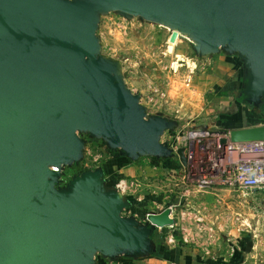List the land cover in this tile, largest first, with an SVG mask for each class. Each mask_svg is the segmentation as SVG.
Instances as JSON below:
<instances>
[{
    "label": "water",
    "instance_id": "1",
    "mask_svg": "<svg viewBox=\"0 0 264 264\" xmlns=\"http://www.w3.org/2000/svg\"><path fill=\"white\" fill-rule=\"evenodd\" d=\"M24 2L0 0V264H97L89 257L69 258L65 247L83 244L111 261L121 255H148L152 231L173 224L169 210L147 216V227L139 231L133 218L132 224L120 218L125 197L103 201V189L86 188L94 182L87 173L79 188L74 187L80 193L75 201L47 196L42 190L47 180L82 156L83 144L69 149L60 122L82 131L87 125L105 129L112 149H125L129 138L132 148L125 153L133 160L145 153L148 158L172 157L159 136L175 129L176 123L103 97L105 82L100 90L69 67L71 45L85 39V32L81 38L83 31L73 26H79L75 13L44 8L37 0ZM113 5L120 15L129 11L142 21L190 37L200 20L205 25L218 23L220 37L234 28L264 35V0H114ZM30 111L34 115L26 113ZM52 116L60 118L54 121ZM229 138L233 143L262 141L264 126L230 131ZM177 155L184 165L183 151Z\"/></svg>",
    "mask_w": 264,
    "mask_h": 264
},
{
    "label": "rangeland",
    "instance_id": "2",
    "mask_svg": "<svg viewBox=\"0 0 264 264\" xmlns=\"http://www.w3.org/2000/svg\"><path fill=\"white\" fill-rule=\"evenodd\" d=\"M12 1L22 5L25 3L24 0ZM37 4L53 10L70 9L71 12L75 13V24L84 26H73L76 27V31H83L79 37L82 38L85 32V39L82 43L79 38L75 45H71L73 54L69 58V67L78 76H84L83 79L98 85L100 90H103L101 85L102 82H105V86H107L103 97L105 96L110 102L123 101L125 106L127 105L132 110H135L136 106L142 108L145 116L164 118L175 122L176 128L173 133L171 135L165 134L163 137V141L167 142L168 145L173 144L174 138L183 128H187L186 132L190 129L214 130L211 125L213 115H208L211 107L210 97L215 85V76L211 73L212 70L209 66L210 60L207 57L199 56L197 51L195 53L193 44H188V39L184 40L177 37L175 40L172 27H170L169 32L161 25L160 27L153 26L155 23H150V21L140 22L138 16L129 11L123 13L121 18L119 12L114 10V0H37ZM174 9L175 6H172L171 12ZM175 17L177 18V16ZM171 24L176 25L177 23L171 22ZM30 112L26 113L34 115V112ZM48 115L50 116V114ZM48 115L42 117L48 118ZM50 118L56 121V118L60 117L52 116ZM57 121L60 122L61 120ZM60 124L63 125V131L69 130L68 124L63 122ZM58 126L60 125L58 124ZM107 130L109 129L107 128ZM75 131L80 138L79 142L81 143L79 145L83 144L80 147L82 156L80 153L75 162L67 164L63 167V172L51 179L50 185H55V188L49 187L48 192L45 193L47 196L62 193L66 186H69V179L73 182L72 186L78 189L83 180L81 173H87L88 170L94 169V166L103 164L112 156L117 155L114 152L116 149L107 146V149L104 147L102 151L101 146H93L95 143L90 138L88 141L83 140L81 127H77ZM126 136L129 137L130 135L126 134ZM126 140L125 149L122 152L124 154L132 148L130 139L126 138ZM121 142L124 143V141ZM146 156V153L140 156L143 158V162L147 161ZM135 176L141 184L143 182L150 188L154 186V190L159 192L154 197L156 199L160 198V191L165 193L168 191L169 193L173 188L167 185L166 180H160V177H156L158 176L157 173L151 174L152 177L146 176V172H141ZM156 178L159 182L155 181ZM142 194H145V191ZM218 194L224 201L218 205L217 209V215L222 218L223 227L221 229L219 227L212 235L200 234L199 237L195 235V228L198 224L194 225L197 221L194 218L197 213L188 207L189 196L186 199L178 197L181 202L185 200L186 204L180 205L176 209L174 217L179 215L180 220V213H185L186 217L182 220V224L186 231V239L196 241L198 238L197 242L200 243L208 245L215 242L220 245L226 239V232L245 225L247 219V214L243 212L246 209L245 202L253 199V203L256 204L258 198L262 199L261 195L258 194H232L226 191H221ZM167 205L165 200L164 204L156 206L165 208ZM152 207L150 204L149 207L146 205L140 213L145 224L147 223V210L151 211L154 209ZM249 209L252 213V205H249ZM207 213L209 214L208 209ZM120 214L122 220L132 224V214L129 209ZM203 224L204 227L209 228L208 224ZM169 232L168 230L157 232L155 240L152 241L166 244L164 236Z\"/></svg>",
    "mask_w": 264,
    "mask_h": 264
},
{
    "label": "crops",
    "instance_id": "3",
    "mask_svg": "<svg viewBox=\"0 0 264 264\" xmlns=\"http://www.w3.org/2000/svg\"><path fill=\"white\" fill-rule=\"evenodd\" d=\"M120 16L122 18V15ZM139 21L142 22L140 19ZM199 22L198 25L193 26V37L176 30H174L173 35L175 40H177V37L184 40L188 39V44H193L195 53L197 51L199 56L202 58L207 57L210 60L209 66L212 70L211 73L215 76V85L213 94L210 97L211 107L208 115H213V118H211L213 120L211 121L213 129L229 133L233 130L264 126V35L258 32L253 33L246 29L237 30L234 28V30H227L220 37L218 28H216L219 25L218 23L205 25L201 20ZM153 26L160 27L159 24ZM161 27L170 32V28L162 25ZM188 34L191 33L188 32ZM169 43H171L170 40ZM83 128L85 129L82 136L83 140L88 141L90 138L95 143L93 146L99 145L101 150L104 147L107 149L105 129H95L90 125ZM173 131L174 129L163 130L159 136L160 143L168 145L167 142L163 141V137L165 134L171 135ZM64 133L65 135L62 134V137L70 143L69 149L79 145L80 138L77 136L75 128L69 127V130H64ZM151 141L154 142V139ZM118 150H120L119 153H117ZM122 150L123 146L118 145L116 151L114 150L117 155L112 156L103 164L100 163L94 166V169L88 170L87 174L85 172L81 173L82 175H87L86 177L89 180H94L93 184H91L93 187L87 183H84L83 186L88 185L86 188L89 192L94 187L103 189V201L105 202L108 197H116L118 195L125 197L126 202L129 197L133 199L136 204L129 211L132 214L137 230L140 231L147 227V223H144L140 214L146 205L149 207V204L152 206L164 204L165 200L169 205L177 203L178 200L173 196L167 201V194L160 191L161 195L158 199L154 198L155 195L147 192L144 198L139 201L133 195V186H128L126 191L121 192L119 184L121 182H126V185L133 184V181L137 179L135 175H139L141 172H146L148 177H152L151 174L157 173L158 176L156 177L161 179L167 172H178L181 168H178L170 158H167V161L164 162L165 167H159V163L156 162L157 160L154 157H147L148 162H143L142 157L133 160V157H131L133 155L124 154ZM132 153L134 154V152ZM51 181V179L47 180V184H44V190H42L45 191L44 193L48 192L49 187L55 188V185H50ZM155 181H158V178ZM72 184V180L69 179V186H66L62 193L54 194L53 197H61L65 201H75L80 193ZM152 188V190L155 189L154 186ZM249 194L261 195L262 199H257V205L253 203V199L245 202L246 209L243 211L247 214L245 225L226 232V239L220 245L214 242L209 245L202 243L201 246L196 247L179 243L167 245L152 241V250L148 255L133 258L130 261H116L123 257L121 255L116 258V262L110 260L104 264H264V191ZM221 199L223 198L214 192L199 194L191 199L189 198L188 207L192 205L190 208L197 213L196 217L203 220L206 225H209V228H206L202 224L201 233L203 235H212L219 227L220 229L223 227L222 218L217 216L218 205L224 202ZM31 201H35V198H32ZM249 205H252V213ZM126 210L125 206L119 211L125 212ZM148 210L147 212H149ZM202 212L204 214L203 217ZM111 221L112 219L110 218V225ZM206 221L209 222L207 223ZM149 239L152 240L151 235ZM65 248L68 250L69 258L72 259L89 257V259L97 263V259L102 257L100 252L95 251L89 244H83L79 247L66 246Z\"/></svg>",
    "mask_w": 264,
    "mask_h": 264
},
{
    "label": "built area",
    "instance_id": "4",
    "mask_svg": "<svg viewBox=\"0 0 264 264\" xmlns=\"http://www.w3.org/2000/svg\"><path fill=\"white\" fill-rule=\"evenodd\" d=\"M180 130L173 144L168 145L172 150L170 159L181 168L180 171L167 172L160 180H166L168 186H172L171 192L166 199L176 197L177 203L167 205V207L153 205L147 216L160 215L165 210H169V218L173 224L164 228H155L157 232L162 230L170 231L165 235L164 240L167 245L182 244L186 246H201L202 243L197 240H188L185 237V229L182 220L186 217L185 213H180L174 217L176 209L185 203L178 197L186 199L195 195L221 191H228L232 194H243L264 191V140L233 143L230 141L229 133L211 129H190ZM182 150L185 158V164L182 165L177 151ZM159 167H165L167 159H155ZM142 182V181H141ZM159 182V180L157 181ZM128 186H133V195L139 201L148 194L157 195L155 190H151L149 185L142 184L138 179L133 184L126 185V182L119 184V190L124 192ZM144 187V188H143ZM162 187V186H159ZM145 189V190H143ZM151 190V191H149ZM145 191V194L142 192ZM188 208V207H187ZM190 208V207H189ZM184 209V207H182ZM218 216V215H217ZM197 221L194 225L195 235L199 237L202 230L203 220L194 217ZM229 237V236H228ZM230 240V238H229ZM205 244V243H203ZM212 244V243H211ZM207 245V244H205ZM209 245V244H208Z\"/></svg>",
    "mask_w": 264,
    "mask_h": 264
},
{
    "label": "trees",
    "instance_id": "5",
    "mask_svg": "<svg viewBox=\"0 0 264 264\" xmlns=\"http://www.w3.org/2000/svg\"><path fill=\"white\" fill-rule=\"evenodd\" d=\"M112 184H114V183H112ZM136 204V202L133 200V199H131L130 197L129 198H127V202H126V208L127 209H131L134 205ZM156 230L154 231L153 230V232H152V234H151V239L154 241L155 240V235H156ZM156 243V242H155ZM166 253V252H165ZM133 258L131 257V256H123L122 258H119V259H117L116 261H118L119 262V260L120 261H130V260H132ZM106 261H110V260H108V259H105V258H103V257H99L98 259H97V264H104ZM115 261V260H114ZM115 261V262H116Z\"/></svg>",
    "mask_w": 264,
    "mask_h": 264
}]
</instances>
